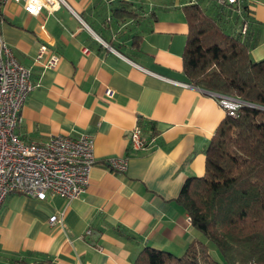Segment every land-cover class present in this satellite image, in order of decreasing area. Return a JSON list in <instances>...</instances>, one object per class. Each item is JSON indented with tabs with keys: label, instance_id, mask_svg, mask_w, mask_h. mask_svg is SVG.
I'll return each instance as SVG.
<instances>
[{
	"label": "crops",
	"instance_id": "0c3cea01",
	"mask_svg": "<svg viewBox=\"0 0 264 264\" xmlns=\"http://www.w3.org/2000/svg\"><path fill=\"white\" fill-rule=\"evenodd\" d=\"M66 1L39 15L13 1L4 7L2 33L33 66L18 133L25 141L90 134L97 162L78 198L8 194L0 208V262L18 254L31 264H134L146 246L180 254L204 236L177 197L188 177L205 173L207 145L227 114L214 91L190 83L183 70V7L196 0ZM239 3L249 6L251 57L263 59L264 0ZM42 44L59 55L56 65L34 62ZM137 123L149 147L130 151ZM125 154L124 173L105 162ZM61 211L63 222L51 224ZM88 227L96 234L85 235Z\"/></svg>",
	"mask_w": 264,
	"mask_h": 264
},
{
	"label": "trees",
	"instance_id": "16d2710c",
	"mask_svg": "<svg viewBox=\"0 0 264 264\" xmlns=\"http://www.w3.org/2000/svg\"><path fill=\"white\" fill-rule=\"evenodd\" d=\"M183 8L189 82L251 104L221 120L207 145L205 173L188 177L177 197L204 239L180 254L146 246L134 264H217L211 243L227 264H264V58L251 57L256 39L248 32L249 6L196 0ZM6 259L0 264H31L18 254Z\"/></svg>",
	"mask_w": 264,
	"mask_h": 264
},
{
	"label": "built area",
	"instance_id": "2783aa9c",
	"mask_svg": "<svg viewBox=\"0 0 264 264\" xmlns=\"http://www.w3.org/2000/svg\"><path fill=\"white\" fill-rule=\"evenodd\" d=\"M9 1L21 3L33 15L67 5L66 0H0V208L8 194L14 191L39 199H45L49 193L69 200L78 198L87 190L91 169L97 162L94 137L87 133L55 134L46 140L25 141L18 133L22 107L34 87L33 66L17 58L13 46L2 33L3 10ZM58 60L59 55L49 52L48 46L42 44L34 62L47 68L56 65ZM213 95L229 115H235L240 106L251 104L227 94L213 92ZM128 139L130 151L149 147L138 123L131 129ZM105 162L113 171L124 173L129 167L130 155L111 156ZM62 222L63 211L50 217L51 224ZM94 234L96 230L92 227L85 231L87 236Z\"/></svg>",
	"mask_w": 264,
	"mask_h": 264
},
{
	"label": "rangeland",
	"instance_id": "374dc122",
	"mask_svg": "<svg viewBox=\"0 0 264 264\" xmlns=\"http://www.w3.org/2000/svg\"><path fill=\"white\" fill-rule=\"evenodd\" d=\"M211 245H212V247L210 248V250H211L213 256L215 257V259L217 260V264H227L225 262L224 258L222 257L221 253L219 252V250L216 248V246L213 243H211ZM216 253H218V254H216Z\"/></svg>",
	"mask_w": 264,
	"mask_h": 264
}]
</instances>
